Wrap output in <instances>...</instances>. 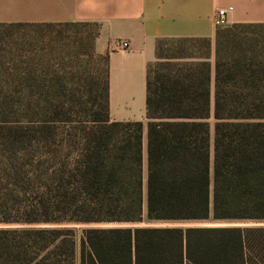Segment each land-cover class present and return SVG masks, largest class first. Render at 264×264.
I'll return each instance as SVG.
<instances>
[{"label": "trees", "instance_id": "16d2710c", "mask_svg": "<svg viewBox=\"0 0 264 264\" xmlns=\"http://www.w3.org/2000/svg\"><path fill=\"white\" fill-rule=\"evenodd\" d=\"M98 26L0 22V264H264V23L156 39L144 168Z\"/></svg>", "mask_w": 264, "mask_h": 264}, {"label": "crops", "instance_id": "0c3cea01", "mask_svg": "<svg viewBox=\"0 0 264 264\" xmlns=\"http://www.w3.org/2000/svg\"><path fill=\"white\" fill-rule=\"evenodd\" d=\"M218 10L226 25L264 23V0H0V22L98 23L94 50L108 56L109 118L141 121L145 131V71L156 39L208 37L213 51Z\"/></svg>", "mask_w": 264, "mask_h": 264}, {"label": "rangeland", "instance_id": "374dc122", "mask_svg": "<svg viewBox=\"0 0 264 264\" xmlns=\"http://www.w3.org/2000/svg\"><path fill=\"white\" fill-rule=\"evenodd\" d=\"M227 26V25H225ZM223 26V27H225ZM63 27L60 26H46L44 24H24L21 26H17V27H13L12 28V32H17L16 34L20 36V38L22 39V41H30L33 40V38L37 37L36 35H39L41 33H47V32H51L49 34H46L45 36H53L57 30H63ZM85 29H88V31H92L93 27L91 26H86ZM62 32H65L62 31ZM85 43V42H84ZM50 45H55L57 46V43H51ZM86 45V43H85ZM82 66H88V68H92V69H96L98 70H104V65L102 63H98V62H94V61H87L86 62H81ZM81 66L77 64V66H72V71L76 72V71H80ZM145 167V131H143V168ZM76 229H80L81 225H77L75 226Z\"/></svg>", "mask_w": 264, "mask_h": 264}, {"label": "built area", "instance_id": "2783aa9c", "mask_svg": "<svg viewBox=\"0 0 264 264\" xmlns=\"http://www.w3.org/2000/svg\"><path fill=\"white\" fill-rule=\"evenodd\" d=\"M228 10H231V7H228ZM213 20L216 27L225 26L226 25L225 11L224 10L216 11ZM122 45L125 46L126 43H122Z\"/></svg>", "mask_w": 264, "mask_h": 264}]
</instances>
